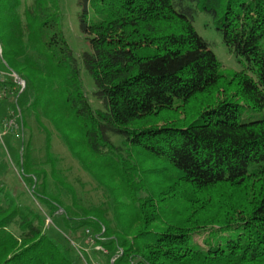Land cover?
<instances>
[{
	"label": "trees",
	"instance_id": "obj_1",
	"mask_svg": "<svg viewBox=\"0 0 264 264\" xmlns=\"http://www.w3.org/2000/svg\"><path fill=\"white\" fill-rule=\"evenodd\" d=\"M20 5L0 0L2 55L25 82L3 101L20 111L22 128L24 111L39 108L84 168L116 179L107 189H125L127 202L114 199L111 225L99 208L64 205L45 180L33 206L0 180V264H90L70 242L82 237L108 264H264V115L242 118V107L264 114V0H79L89 44L80 60L60 0ZM197 11L243 66L230 80L193 25ZM221 89L233 95L220 98ZM176 103L194 107L157 124ZM21 168L33 186L29 153ZM55 219L64 243L47 230Z\"/></svg>",
	"mask_w": 264,
	"mask_h": 264
},
{
	"label": "rangeland",
	"instance_id": "obj_2",
	"mask_svg": "<svg viewBox=\"0 0 264 264\" xmlns=\"http://www.w3.org/2000/svg\"><path fill=\"white\" fill-rule=\"evenodd\" d=\"M20 2V8L23 9L31 0H20ZM60 8L66 41L75 57L80 60L82 52L89 50V44L79 27V14L81 12L79 0H60ZM91 9L89 8L90 13H92ZM193 25L197 33L208 42L210 49L219 60L221 64L220 72L225 80H230L233 72L243 69L237 57L229 51L223 43L222 34L214 28L213 20L210 15L202 11H197L194 15ZM1 43L4 44L2 31H0V49L2 53ZM5 57L7 58V56ZM0 69L12 71V68L8 66L7 60L4 59L3 55L0 57ZM80 69L81 79L87 97L95 108L101 107V104L93 97L95 86L92 77L82 66ZM15 74L21 78L17 73ZM10 82V90L12 92L18 90L16 84L12 80ZM10 94L11 93L6 94L4 99L12 103L15 101V98ZM232 95V91H226L225 89H221L217 94L220 98ZM193 107L194 105L191 103L186 106L176 103L173 107L167 109L158 116L159 120H157V124L160 125L180 120V118H183L184 114ZM9 109V104L7 102L3 101L0 104V129L2 128L3 119L8 116ZM12 110L15 111V113L18 111L14 110V108H12ZM242 110L243 119H255L264 115L259 112L254 114L248 113L246 107H242ZM17 114L20 116V111H18ZM23 121V128L18 122V130L5 135L2 138L3 143L0 142V180L18 197L19 202L33 206L32 194L34 190L41 192L42 189L40 186L45 180L46 183L51 186L54 194L60 196L64 205L72 207V203L75 201L80 207L99 208L104 212L106 219L111 225H114V221H112L114 219V199L117 200L119 207L122 203H126L127 195L125 189L118 190L116 193H111L107 189L109 188L108 185H115L118 182L116 179V181L110 179V182V176H103L101 177L103 181H98L92 172H88L79 160L72 155L71 151L63 142L55 125L42 114L39 108H37L36 111L34 109L25 110ZM114 139L117 141L116 138ZM26 153H29L32 164L36 169V175L32 174L33 176L31 177L33 181V186L31 187L27 186L24 182L23 170L21 168L23 156L26 155ZM145 166L149 167L150 163L147 162ZM96 171L100 175L101 172L98 170ZM53 173L58 180L59 178L62 179L64 186L68 187L58 186V184L55 183ZM256 184H258V181L254 183V187ZM69 192L73 193V197L72 193ZM47 222L48 220H46V223ZM53 222L58 230L52 227L50 229L46 228L49 235L64 243V239L66 238H64V234L66 233L64 227L58 223L56 219L53 220ZM226 235H228V233H226ZM202 238L203 235H196L194 239L201 244ZM70 242L79 250H81L80 247L86 248L84 252L85 255L89 257L87 261L90 262V264H108L107 258L94 250L96 249L94 244H86L85 238L71 239ZM112 262L113 260L110 261V264H112Z\"/></svg>",
	"mask_w": 264,
	"mask_h": 264
},
{
	"label": "built area",
	"instance_id": "obj_3",
	"mask_svg": "<svg viewBox=\"0 0 264 264\" xmlns=\"http://www.w3.org/2000/svg\"><path fill=\"white\" fill-rule=\"evenodd\" d=\"M0 57H2L1 49H0ZM11 80L19 88V92H21L25 87L24 81L21 78H19L14 72L0 69V104L3 102L6 94L11 93L10 90ZM17 119H18V114L15 113V111H13L12 109H9L8 116L3 119L2 128L0 129V142H2V138L5 135L9 133H13L18 130ZM86 234H89L88 230H86ZM88 241L90 245L94 244L92 238H88ZM95 248L102 250L100 246H97Z\"/></svg>",
	"mask_w": 264,
	"mask_h": 264
},
{
	"label": "crops",
	"instance_id": "obj_4",
	"mask_svg": "<svg viewBox=\"0 0 264 264\" xmlns=\"http://www.w3.org/2000/svg\"><path fill=\"white\" fill-rule=\"evenodd\" d=\"M1 143H3V142H1Z\"/></svg>",
	"mask_w": 264,
	"mask_h": 264
},
{
	"label": "water",
	"instance_id": "obj_5",
	"mask_svg": "<svg viewBox=\"0 0 264 264\" xmlns=\"http://www.w3.org/2000/svg\"><path fill=\"white\" fill-rule=\"evenodd\" d=\"M112 264H113V262H112Z\"/></svg>",
	"mask_w": 264,
	"mask_h": 264
}]
</instances>
